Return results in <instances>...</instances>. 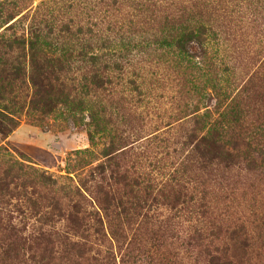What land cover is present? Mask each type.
Listing matches in <instances>:
<instances>
[{
  "label": "trees",
  "instance_id": "1",
  "mask_svg": "<svg viewBox=\"0 0 264 264\" xmlns=\"http://www.w3.org/2000/svg\"><path fill=\"white\" fill-rule=\"evenodd\" d=\"M89 2L98 7L105 5V8L101 6L88 14L83 23L70 16L57 24L58 28L55 22L47 21L44 25L46 33L35 27L29 39L0 35V124L4 122L10 128L15 125L14 111L3 103L4 95H8L6 100L10 106L17 104L14 81L20 83L19 88L26 82L30 84L32 94L28 108L37 115L34 119L41 121L40 114L46 116L57 112L64 120L87 118L94 130L100 120L107 123L108 115L105 108H88L90 95L102 93L99 95L110 97L114 87H118L119 93L131 103H148L153 99V93L143 79L149 73L156 75L155 71L146 69L148 61L142 58L148 52L146 49L150 50L148 43L144 44L135 37L123 38L119 30L113 29L114 17L110 9L119 5L121 0ZM138 2L139 5L145 4L144 0ZM1 5L0 26L14 18L10 12L3 13ZM100 10L103 11L101 14ZM11 27L9 24L7 29ZM207 30L201 26L172 34L171 38L161 37L159 47L170 55V62L175 58L181 67L182 63L189 66L192 63L190 50L196 44H204L205 38L201 35ZM61 33H65L64 42L58 43ZM49 35L50 41L46 39ZM59 44L57 51H47L46 45L56 48ZM15 47L22 50L27 47L28 62L19 61V57H16V64L6 60V54ZM25 55L23 53L21 57ZM196 63L199 62L194 61V65ZM219 93L213 110L199 113V108H193L191 115L195 127L181 146L164 145L165 161L158 169L156 183L146 172H137L134 163L127 168L114 163L109 168L104 161L89 169L79 184L64 187L62 191L61 186L56 187L58 180L51 174L17 160L7 148L0 150V206L17 196L18 189H21L22 202L25 203H21L18 209L23 211L25 207H31L35 217L24 213L17 221L33 218L40 222L26 231L25 223L16 227L17 217L8 213L4 215L0 209V264H129V259L138 256H157L154 243L140 244L139 227L127 232L120 228L123 223L140 225L152 220L148 211L141 210L150 207L147 195L157 184L158 189L172 190L173 195L163 205L171 215H163L160 221L170 227L173 223L181 224L184 219L188 226L185 242L190 247L199 248L204 264H243L248 249L256 242L264 251V212L260 210L253 214L254 222L262 229L258 233L261 237L257 235L256 239L248 229L247 220L238 218L225 222V216L222 217L218 210L215 213L210 199L206 200V192L198 194L195 177L186 172L188 165L205 168L220 161L229 167L239 160L246 162L247 169H260L264 174V135L241 136L229 142L224 118L231 104H235L236 96L223 88ZM234 109H230V119L238 123L240 118ZM4 132L6 137L11 131ZM89 136L93 139L92 134ZM115 142L114 137H110V145ZM113 152L112 148L105 152L109 161L116 158ZM114 184L119 185V191ZM29 186L30 191L27 190ZM90 191L95 195L92 196ZM58 192H62L60 198L55 196ZM64 198L66 202L62 201ZM111 215L116 224L111 221ZM61 222L62 225L55 228ZM123 244L126 247L123 248ZM162 257L166 259L163 264L176 263V254Z\"/></svg>",
  "mask_w": 264,
  "mask_h": 264
},
{
  "label": "rangeland",
  "instance_id": "2",
  "mask_svg": "<svg viewBox=\"0 0 264 264\" xmlns=\"http://www.w3.org/2000/svg\"><path fill=\"white\" fill-rule=\"evenodd\" d=\"M89 1L92 0H0L3 13L10 12L14 16L0 26V35L29 39L35 27L46 33L44 25L47 21L55 22L58 28L57 24L70 16L83 23L88 14L102 6H93ZM144 1V5H139L138 0H121L110 11L114 17L113 29L119 30L123 38L135 37L144 44L148 43L150 50L147 48L148 52L142 58L148 61L146 69L155 71L156 75L149 73L143 79L152 91L153 99L148 103H131L119 93L118 87H114L110 97L99 95L102 93L90 95L88 108H105L108 115L107 123L100 120L94 130L87 118L64 120L57 112L46 116L40 114L41 121L34 119L37 115L28 108L32 94L30 84L26 82L19 88L20 83L14 81L17 104L10 106L6 100L8 95H4L3 103L14 111L15 125L10 128L4 122L0 124V150L7 148L17 160L51 174L58 180L56 187L61 186L62 191L64 187L79 184L89 169L104 161L109 168L114 163L124 168L134 163L137 172H146L156 183L158 169L165 161L164 145L181 146L195 127L191 115L193 108H199V113L213 110L218 103L215 97L220 95L221 88L236 96L235 104H231L224 118L228 126L226 139L233 142L241 136L264 135V0ZM102 12L100 10L99 14ZM9 24L12 27L7 29ZM201 26L209 30L201 35L205 38L204 44H196L190 50L192 63L189 66L182 63L181 67L175 58L170 62V55L159 47L160 40ZM63 34H59L58 43L64 42ZM46 39L50 41L51 35ZM59 46L48 48L46 45V48L47 51H57ZM23 53L26 54L24 58L21 57ZM16 57L19 61L28 62L27 47L24 50L15 47L6 54V60L14 64L18 62ZM194 61L199 63L194 65ZM233 108L240 118L238 123L231 122L230 109ZM90 130L93 132H88ZM4 131L11 132L5 137ZM110 137L116 141L113 146L110 145ZM111 148L116 158L109 161L105 152ZM245 163L238 160L236 164L225 167L217 161L205 168L193 164L187 166L186 172L188 176L195 177L197 193L206 192V200L210 199L215 213L218 210L222 217L225 216V222L238 218L247 220L248 229L257 239V235L261 237L258 233L262 229L254 222L253 214L260 210L264 212V174L260 169H247ZM102 184L105 185V181ZM114 187L120 190L118 184ZM158 187L157 184L147 195L150 207L141 210L148 211L152 220L140 225L123 223L120 227L126 232L139 227L140 244L146 241L154 243L153 250L158 251V255L153 254L149 258L138 256L129 259V264H163L166 259L162 256L169 253L177 255L174 264H204L199 248L190 247L185 242L188 226L184 219L181 224L173 223L168 228L160 221L163 215H171L163 205L173 195L172 190ZM27 190L30 191V186ZM90 194L95 195L93 191ZM21 195L22 190L18 189L17 196ZM17 196H12L0 209L4 215L17 217L16 227L25 223L26 231H30L40 222L35 218V221L33 218L17 221L21 214H32L31 207L24 206L23 211L18 209L25 202H22V196ZM55 196L60 198L62 192ZM98 204L101 205L100 199ZM31 217H35L34 214ZM113 218L111 215V221L116 224ZM61 225L62 222L55 228ZM256 243L248 249L243 264H264V251Z\"/></svg>",
  "mask_w": 264,
  "mask_h": 264
}]
</instances>
